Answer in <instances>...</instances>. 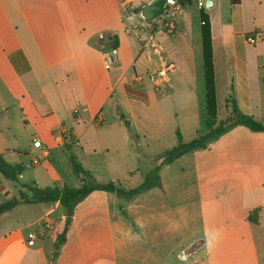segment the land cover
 <instances>
[{
    "label": "crops",
    "instance_id": "0c3cea01",
    "mask_svg": "<svg viewBox=\"0 0 264 264\" xmlns=\"http://www.w3.org/2000/svg\"><path fill=\"white\" fill-rule=\"evenodd\" d=\"M150 1L0 0V78L10 95L42 120L45 137L34 138L50 155L47 138L57 132L58 146L66 138L83 151L110 150L101 139L86 140L82 130L78 135L65 128L61 114L78 125L82 120L103 123L117 93V107L139 100L127 88L148 104L155 100L159 108L191 110L201 122L202 98L207 109L202 8L198 0H185L172 30L152 23L162 47L156 55L138 39L146 34L133 29L143 19L139 8ZM204 1L218 120L230 115L234 100L244 114L264 122V0ZM104 36L112 38L110 44H102ZM105 50H115L119 58L111 70L105 68ZM166 63L174 67L156 87L149 75ZM134 139L124 136L116 153L142 146L138 135ZM31 148L37 152L32 143ZM167 150L158 152L162 163ZM188 153L191 165L180 172L192 174L178 183L182 195L148 196L145 191L122 198L94 191L78 202L55 257L53 235L64 229L66 212L58 201L43 202L52 206L32 222L36 229L17 225L0 234V264H264V132L236 125L205 149ZM255 209L258 223L248 219ZM29 232L37 235L34 245L28 244Z\"/></svg>",
    "mask_w": 264,
    "mask_h": 264
},
{
    "label": "rangeland",
    "instance_id": "374dc122",
    "mask_svg": "<svg viewBox=\"0 0 264 264\" xmlns=\"http://www.w3.org/2000/svg\"><path fill=\"white\" fill-rule=\"evenodd\" d=\"M193 11L196 13L195 7ZM193 41L196 46L199 44L195 37ZM119 99L121 97L117 93L111 105L105 108L103 123L94 122L88 125L87 121L82 120L78 125L74 122V117L61 114L65 128L76 129L78 135L82 130L86 140L101 139L104 146L109 145L110 150L107 151L98 146L94 150L83 151L76 144L66 143V138L63 139V144L58 146L54 138L61 133L57 132L53 138H47L52 154L46 159H41L36 165L32 163L34 151L31 148V141L34 137H45L42 120L33 109L23 108L21 101L9 94L0 78V154L9 163L23 166V171L17 179L5 178L0 172V204L14 198L32 200L33 192L28 188L29 186L80 187L83 180L72 169L70 162L72 156H76L100 183L114 182L116 185L121 184V187L126 190L149 186V189L145 190L149 191L148 196L182 195L178 183L190 178L192 173L181 174L180 170L188 163L191 165V153L168 165L160 161L158 152L172 149L178 144L176 130L180 131L184 143L192 141L199 133L206 132L203 123L207 109L203 98L201 122L197 114L191 110L183 113L180 108H175L174 112L173 108L166 103L159 108L155 100H152L150 104L135 100L131 107L122 105L117 107L115 102ZM110 107L113 111H108ZM122 114L124 118L121 117ZM135 135L142 140V146L135 151H132L129 146L121 150L119 154L116 153L115 149L123 146L124 136H129L133 143H136ZM155 137L161 140L160 144L153 140ZM144 143L149 144L148 149L145 148ZM145 191L135 193L129 198L136 197ZM49 206L52 204L40 201L22 202L18 207L0 215V234L17 225H26V230L36 229L37 225H32V222L40 218ZM56 236L57 234L54 233L53 241L56 240Z\"/></svg>",
    "mask_w": 264,
    "mask_h": 264
},
{
    "label": "trees",
    "instance_id": "16d2710c",
    "mask_svg": "<svg viewBox=\"0 0 264 264\" xmlns=\"http://www.w3.org/2000/svg\"><path fill=\"white\" fill-rule=\"evenodd\" d=\"M238 0H232L236 2ZM137 12V10H136ZM154 22H151V24ZM200 25L201 36L203 46V59L205 68L206 90H207V111L204 119V127L206 129L205 134L199 133V135L188 143H184L179 131H177L178 144L170 150H167L161 156L165 163H171L180 156L194 151L205 149L208 144L216 140L220 135L231 129L236 125H242L249 128L252 131L264 132V122L258 121L251 115L244 114L238 104L231 101V112L228 117L222 120H218L217 117V101L215 92V71L213 62V50H212V34H211V21L209 14L202 8L200 10ZM116 45V43H115ZM128 95L133 99H139L145 101L144 96L140 93L132 91L127 88ZM124 118L123 114L121 115ZM72 169L77 176H80L83 183L78 188H70L64 186L58 187H45L39 188L36 186H29L28 188L33 192L32 200L25 199H11L6 203L0 204V215L12 210L18 204L22 202H59L65 209L66 222L65 227L61 233L57 235L54 244V257L58 254L60 247L66 241V234L70 227V220L75 213L76 206L80 200L87 197L94 191H107L115 193L118 197H129L135 193H140L149 189V186H142L136 189L125 190L114 182L100 183L92 175V173L84 167L76 156H72L70 159ZM23 171L21 164L13 165L5 160L0 154V172L8 179H17ZM248 219L253 223H258L259 210L255 209L250 212Z\"/></svg>",
    "mask_w": 264,
    "mask_h": 264
},
{
    "label": "built area",
    "instance_id": "2783aa9c",
    "mask_svg": "<svg viewBox=\"0 0 264 264\" xmlns=\"http://www.w3.org/2000/svg\"><path fill=\"white\" fill-rule=\"evenodd\" d=\"M185 0H166L165 1V11L162 16L153 21L156 22L157 25L162 26L163 28L172 30L175 26L174 20H172L175 16L180 15L183 10ZM198 6L200 8L205 7L204 0H198ZM133 29L137 32H141L142 34H146L144 37L139 36V41L143 44L144 49H148L152 51L154 54L159 55L161 53V45L156 40L155 33L153 30V25L151 22H146L142 19L141 22L135 24ZM250 42L254 43L255 39L250 38ZM119 62L118 55L115 50L104 51V64L107 70L113 69ZM173 64H165L161 69L157 70L155 73L149 75L150 81L154 84V86L159 87L161 82L165 80L168 72L173 69ZM32 146L37 150V152L33 153V164H39L41 159H46L50 155V150L45 148L43 145V141L39 138H34L32 141ZM37 238L36 233L29 232L28 233V244L34 245L35 240Z\"/></svg>",
    "mask_w": 264,
    "mask_h": 264
},
{
    "label": "water",
    "instance_id": "95a60500",
    "mask_svg": "<svg viewBox=\"0 0 264 264\" xmlns=\"http://www.w3.org/2000/svg\"><path fill=\"white\" fill-rule=\"evenodd\" d=\"M166 0H151L150 2L144 4L139 8V14L140 16L146 21V22H153L157 19H159L163 12L165 11ZM211 4L210 1L207 2L206 7H209ZM112 38L110 36H104L101 40L103 45H108L111 43Z\"/></svg>",
    "mask_w": 264,
    "mask_h": 264
}]
</instances>
